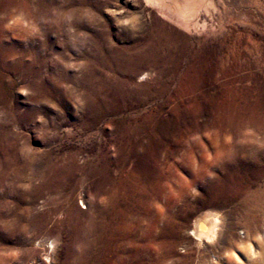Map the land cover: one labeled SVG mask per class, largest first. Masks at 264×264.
<instances>
[{"label": "rangeland", "instance_id": "1", "mask_svg": "<svg viewBox=\"0 0 264 264\" xmlns=\"http://www.w3.org/2000/svg\"><path fill=\"white\" fill-rule=\"evenodd\" d=\"M149 1L0 0V264H38L44 238L52 264L88 260L92 191L120 179L125 264H264V0H202L187 29Z\"/></svg>", "mask_w": 264, "mask_h": 264}, {"label": "bare ground", "instance_id": "2", "mask_svg": "<svg viewBox=\"0 0 264 264\" xmlns=\"http://www.w3.org/2000/svg\"><path fill=\"white\" fill-rule=\"evenodd\" d=\"M150 1L149 4H157L160 9L163 10H160L159 13L165 16L167 20L176 23L178 26L185 29L188 28V24L192 18L203 7L202 0ZM144 47L145 49L142 48L135 55L137 61L147 67L142 69L141 74H145V78H150L155 73L154 66L159 62H164V59L167 56V51L158 54L156 48L166 50V46L164 44H156L153 41L145 44ZM96 174H98V172ZM124 180L125 179H120L117 189L121 192L116 196H111L108 192L104 193L97 191V187L92 191V195L94 196L92 202L95 209L92 217L90 239L91 251L88 260H82L81 262L78 261L77 264H125L129 259L127 256L118 252L117 247L114 246L113 239L109 237L110 231L114 229L123 235H130L128 237L129 242L136 240V236L133 234L135 224H133V222H128V218L126 217V214H131V205L129 204L130 195L124 188ZM97 185L98 184L95 183V186ZM129 186L135 189H140L135 183L129 184ZM112 219L113 221L114 219L116 220L115 227L110 223V220ZM221 222L220 215L211 210L196 214L193 217L191 227L189 228V231L191 232L190 236L194 243L200 247L204 242H214L219 235ZM147 229H149V227ZM170 237L171 239H174L176 234H172ZM36 242V246L40 248L44 246L45 248L43 260H40L41 262L38 264H52L51 256L55 250L54 239L44 238L43 240H38Z\"/></svg>", "mask_w": 264, "mask_h": 264}]
</instances>
